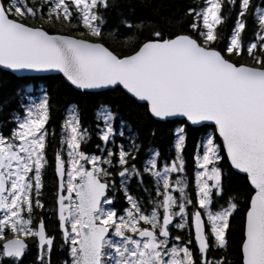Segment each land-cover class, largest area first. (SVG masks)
Segmentation results:
<instances>
[{
  "label": "snow or ice",
  "instance_id": "snow-or-ice-1",
  "mask_svg": "<svg viewBox=\"0 0 264 264\" xmlns=\"http://www.w3.org/2000/svg\"><path fill=\"white\" fill-rule=\"evenodd\" d=\"M114 9L120 19L110 26ZM250 10L255 39L245 41ZM133 13L130 3L124 11V0H0L3 68L59 71L80 90L122 87L159 122L186 118L172 130L171 158L148 147L137 167L139 133L112 106L99 105L94 131L71 106L50 161L49 96L35 102L26 93L24 115L13 112L16 127L8 136L0 132V264H22L29 241L37 247L35 264H53L57 231L65 249L60 264H232L213 255L227 251L242 203L237 264H264V7L200 0L179 16H161L159 8L152 17ZM202 122H212L211 131ZM189 123L205 129L195 143L191 190ZM93 135L101 143L88 152ZM226 163L243 174L246 200L230 194ZM49 167L58 178L51 234L34 215L44 207ZM118 192L127 205L119 209Z\"/></svg>",
  "mask_w": 264,
  "mask_h": 264
},
{
  "label": "trees",
  "instance_id": "trees-1",
  "mask_svg": "<svg viewBox=\"0 0 264 264\" xmlns=\"http://www.w3.org/2000/svg\"><path fill=\"white\" fill-rule=\"evenodd\" d=\"M130 3L134 8V15L136 17H152L153 9L159 8L161 16H169L172 13H176L178 16L186 11L189 5L199 4L197 0H124V11L127 12V4ZM254 6L259 5L264 7V0H252ZM254 10V9H253ZM248 16L247 27L244 32V39L248 41L250 38L255 39L256 23L253 15ZM109 25L115 26L119 22V15L117 10H112L109 14ZM234 16V14H233ZM190 19V17H189ZM233 20L230 19L228 24L225 26V32L228 33L232 26ZM123 30V26H121ZM247 62V61H243ZM29 82H43L47 94L49 96V103L51 108V118L49 123L55 127L54 136L50 140V148L48 155L50 160L52 159L53 150L59 146L58 130L61 127L63 119L66 117L67 106H76L79 111L80 121L83 125L89 122L96 123L95 112L100 104H109L118 112V120L123 119L128 125H130L134 131L139 133V139L137 143H142L140 155L137 157L136 163L142 165L143 160L146 157V149L148 146L153 145L158 148L163 155L171 151L173 143L172 130L180 124L184 123L185 120L172 119L167 122H159L153 119L150 114L145 111L146 104L140 103L127 94L122 88H118L115 91L103 90V91H80L72 87L61 75H46V76H16L11 72L0 69V124L4 132L9 126V119L11 113L18 108L21 104L22 99L21 93L24 92V87ZM19 90L20 94L17 95ZM117 120V123H118ZM209 126V125H208ZM155 129V136L151 135L152 130ZM208 131H211V126L208 127ZM94 131V129H90ZM203 127H194L190 123L187 126V145L184 150L185 159L187 162L186 171L190 172L193 169V154L195 150V143L204 133ZM118 141L120 140L117 137ZM126 143V141H123ZM101 143L95 135L92 136L91 141L87 145L88 150L91 152L96 151L95 145ZM224 171L228 177L226 180L227 187L232 190L230 194L238 195L242 201L246 200L248 188L245 187L243 175L238 174L234 171L229 164L226 163ZM46 191L51 187L54 190L55 186V175L54 172L48 170L45 177ZM144 184L145 187H149L152 181L148 176H145ZM250 187V186H249ZM134 194H141L136 192L137 185L135 182L132 185ZM238 190V191H236ZM54 192V191H52ZM50 194L46 201L49 204H54L55 196L54 193ZM117 196L122 199L121 194L118 192ZM223 203V201H221ZM244 213V204H241L240 209L234 214L231 224V233L229 235V246L226 251L228 258L237 261L239 259L238 244L241 235V224ZM54 218L51 217L49 220V227L52 229L55 222ZM32 245L29 246L28 254L24 256L22 264H35V256L37 254V248L32 241H29ZM52 259L57 260L55 249L53 250ZM235 262V261H234ZM57 264V262H55ZM7 264V259H6Z\"/></svg>",
  "mask_w": 264,
  "mask_h": 264
},
{
  "label": "rangeland",
  "instance_id": "rangeland-1",
  "mask_svg": "<svg viewBox=\"0 0 264 264\" xmlns=\"http://www.w3.org/2000/svg\"><path fill=\"white\" fill-rule=\"evenodd\" d=\"M197 2L198 3H200V0H197ZM44 92H46L47 93V90H46V88H45V86H44V84H43V82H38L37 84L36 83H34V82H29L25 87H24V92L23 93H21V95H20V97L22 98L23 96H25V94L27 93L28 95H31V96H33L34 97V101L35 102H38L39 101V98H40V96L44 93ZM29 101L27 100V99H24L23 100V103H28ZM69 109H70V105L69 106H67V108H66V114H67V112L69 111ZM13 112H16L17 114H19L20 116H23L24 115V110L20 107V104L18 105V108L16 109V110H14ZM12 112V113H13ZM11 113V114H12ZM50 118H51V114H50ZM168 120H170V119H168ZM49 121H50V119H49ZM49 121H48V123L46 124V128L48 129V131H49V133H50V135L51 134H54V132H55V127L52 125V124H50L49 123ZM81 122V121H80ZM82 124V123H81ZM62 125V124H61ZM83 125V124H82ZM84 127H87V128H89V130L90 129H94L95 128V123H94V121L93 122H89L88 124H86V125H83ZM16 127V125H15V123L14 122H12V117H11V115H10V119H9V126L7 127V129H5V131H7V132H4V130H3V127H2V123L0 124V132H2L5 136H8V135H10V132H11V130L13 129V128H15ZM60 131H61V127L59 128V130H58V137L60 138ZM54 135H52V137H53ZM59 147V146H58ZM57 147V148H58ZM148 147H154L153 145H150V146H148ZM147 147V148H148ZM172 148V147H171ZM86 151H88V152H91L90 150H88V147H86V149H85ZM97 154H99V153H97ZM163 157L164 158H167V159H170L171 158V156H170V151L169 152H167L165 155H163ZM147 157H145V159H146ZM49 160H50V158H49ZM51 161V160H50ZM230 165V164H229ZM142 166V165H141ZM140 165H138L137 164V167H141ZM231 167V166H230ZM194 169H195V165H194V163H193V169H192V171H188L187 173H188V179H189V189L191 190V188L194 186L193 185V180H194ZM233 169V168H232ZM48 170H51L52 172H54V168L53 167H49L46 171H45V173H44V175H43V184L45 185V177H46V172L48 171ZM234 170V169H233ZM235 171V170H234ZM54 175H55V172H54ZM243 175V174H242ZM55 186H54V190H52V188L51 187H49L48 188V190L49 191H46L45 192V190H46V186H43V189H42V195H41V199H42V203H43V205H44V207L43 208H45V207H47V209H50V207L51 208H54V207H52L54 204H51V206H50V204H49V201H46V198H48L49 196H50V194H51V192L52 191H54V192H52V193H54V196H56V193H57V184H58V179H57V176L55 175ZM135 181H133V183H134ZM144 184H147L146 183V181H145V177H144ZM135 184H136V182H135ZM133 185V184H132ZM115 206L119 209V208H121V207H126L127 205H126V203L123 201V199H119L118 198V196H117V199H116V201H115ZM47 217H49V214L47 215ZM230 233H231V231H230ZM174 235H182V236H185L186 235V233H182V232H174ZM55 248V247H54ZM195 250V249H194ZM56 255H57V260H53L52 259V261H53V264H56L55 262H57V264H60V261H62L63 259H65V249H63V248H61V247H58L56 250ZM28 254V250L26 251V255ZM36 257V256H35ZM235 262H234V264H236V260H234Z\"/></svg>",
  "mask_w": 264,
  "mask_h": 264
},
{
  "label": "flooded vegetation",
  "instance_id": "flooded-vegetation-1",
  "mask_svg": "<svg viewBox=\"0 0 264 264\" xmlns=\"http://www.w3.org/2000/svg\"><path fill=\"white\" fill-rule=\"evenodd\" d=\"M52 207H54V208L50 207V209H47V207H45L42 210H38L37 212L34 213L35 216L43 217L45 225H46V228L48 229L50 234L52 233V230L56 228L57 223H58V218H57V213H56V208H57L56 196H55L54 205ZM48 214H49V217H47ZM51 217L54 218L53 222H55L54 227L52 229L49 227V222H48L49 220H51ZM56 236H57V240H56V243L54 245L55 248H53V250L54 249L56 250L58 247H60V244L62 243V241L60 240V234H59L58 231L56 232ZM30 245H32V244L29 243V246ZM35 247H36V245H35ZM28 250H29V247H28ZM53 250H52V254H53ZM194 254H195V250H194ZM25 255H26V253H25ZM221 255H226L227 256V253L226 252H216V253H214L213 258H219ZM227 258H228V256H227ZM6 259H8V258H6ZM228 259L230 261H232V264H234V260H232L231 258H228Z\"/></svg>",
  "mask_w": 264,
  "mask_h": 264
},
{
  "label": "water",
  "instance_id": "water-1",
  "mask_svg": "<svg viewBox=\"0 0 264 264\" xmlns=\"http://www.w3.org/2000/svg\"><path fill=\"white\" fill-rule=\"evenodd\" d=\"M0 69H2V70H6V71H8V72H11V70H7V69H5V68H3V66H0ZM11 73H13V72H11ZM14 75H16V76H20V77H24V76H46V75H61L63 78H64V80H66L70 85H71V83L67 80V78L66 77H64V75H63V73H61V72H59V71H49V72H42V73H27V74H18V73H13ZM72 86V85H71ZM72 87H74L75 88V86H72ZM122 88V87H121ZM75 89H77V88H75ZM123 89V88H122ZM77 90H80V89H77ZM103 90H107V89H97V90H80V91H93V92H95V91H103ZM126 91V90H125ZM130 95V94H129ZM131 96V95H130ZM135 100H136V98H134ZM140 103H145L146 104V102H140ZM170 120H172V119H179V120H185L186 118H182V117H173V118H169ZM204 125H206V124H208V125H212V122H202ZM195 127H200V126H195ZM235 170V169H234ZM236 172H238V170H235ZM58 179V178H57Z\"/></svg>",
  "mask_w": 264,
  "mask_h": 264
}]
</instances>
